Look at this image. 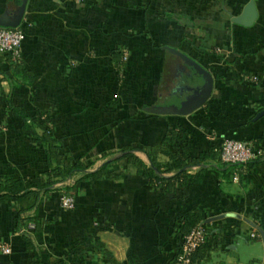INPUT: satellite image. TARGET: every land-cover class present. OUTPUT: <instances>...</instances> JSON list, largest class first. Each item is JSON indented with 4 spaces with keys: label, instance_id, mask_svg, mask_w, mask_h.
Returning <instances> with one entry per match:
<instances>
[{
    "label": "crops",
    "instance_id": "1",
    "mask_svg": "<svg viewBox=\"0 0 264 264\" xmlns=\"http://www.w3.org/2000/svg\"><path fill=\"white\" fill-rule=\"evenodd\" d=\"M248 1L25 0L18 62L32 80L15 87L10 102L27 114L34 107L46 112L63 151L89 164L85 171L126 145L156 144L170 129L182 134L190 157L213 155L227 137L251 143L261 155L232 171H223L216 154L208 157L200 180L180 191L151 186L124 159L112 164L111 177L76 174L57 182L71 187L72 209H62L51 191L20 213L36 217L29 232L35 257L24 249L14 205L0 202V247L9 249L0 252V264H169L181 237L178 218L189 210L199 212L208 245L193 264H264V114L253 120L264 108V0H252L250 26L230 20ZM14 12L0 0V18ZM166 13L183 14L190 24ZM173 51L212 77L207 100L186 115L155 112L176 106L169 93L183 101L202 88L186 86L191 70ZM169 60L183 68L162 86ZM0 86V174H38L45 169L42 150L6 110L8 86ZM134 154L148 165L143 152ZM156 160L167 157L157 153Z\"/></svg>",
    "mask_w": 264,
    "mask_h": 264
},
{
    "label": "trees",
    "instance_id": "2",
    "mask_svg": "<svg viewBox=\"0 0 264 264\" xmlns=\"http://www.w3.org/2000/svg\"><path fill=\"white\" fill-rule=\"evenodd\" d=\"M8 2H10L12 8L15 10L19 5L20 0H8ZM165 18L175 23H179L182 26L190 24L188 17L183 14L166 13ZM119 58L120 51H118V49L112 50L111 59L117 67H119L117 63ZM0 60L6 63V69H0V83L5 81L8 86L7 93H4L5 108L11 115L18 119L21 131L31 137L34 144L42 150L45 165L43 171L31 176L25 175L11 177L0 174V202H9L14 205V211L16 214L15 225L16 228H22L20 237L23 240L24 249L32 251L34 257L36 254L29 238V232H32L35 229L36 217H20V213L32 208L36 204L38 198L41 196H47L51 191H57L59 195H70L71 187L62 186L57 188L54 186L55 183L70 178L76 174H79V179L111 177L112 164L119 159H124L127 164L134 168L135 174L146 179L151 186L159 187L163 192L180 191L187 185L200 180V173L203 170L201 164H203L208 157L215 156L216 154L217 161L220 162L218 159V149L213 155L207 152H200L196 156L190 157L184 146L182 134L170 129L156 144L150 146L126 145L117 151L115 157L105 160L94 171H85L89 167V164H84L79 157L73 158L69 153L63 151L60 137L54 134V128L50 124L46 112L34 107L32 113L27 114L23 106L13 105L10 102L11 91L17 86L29 85L32 80V74L29 70L24 68L18 60L12 59L8 53H0ZM186 66L191 70V80H193H190V83L186 82V86L192 88L199 87L203 84L201 76L195 73L191 67L188 65ZM0 90H2L1 86ZM175 96L176 93H169V98H176L175 105L177 106L180 103V99ZM134 151L143 152L147 157L148 165L143 163L134 154ZM157 153L166 156L167 160L163 163L158 162L156 160ZM256 160L257 158L250 160L245 164L227 165L222 164L221 162L220 164L224 167L223 171H232L235 167L240 165H252L257 162ZM192 166H199L198 171L194 174L188 172V169ZM167 173L171 174L168 176L164 175ZM200 221L201 218L197 210L185 211L178 218L177 230L182 236L193 226L197 224L202 226ZM29 222L33 224L32 229H26V224ZM206 240L207 234L204 242L192 253L190 257L192 263H194L203 249H207L208 245ZM175 253L176 252L173 251L169 264H172L175 258Z\"/></svg>",
    "mask_w": 264,
    "mask_h": 264
},
{
    "label": "built area",
    "instance_id": "3",
    "mask_svg": "<svg viewBox=\"0 0 264 264\" xmlns=\"http://www.w3.org/2000/svg\"><path fill=\"white\" fill-rule=\"evenodd\" d=\"M23 39L22 30L19 28L0 27V53H8L12 59L20 58V47ZM261 155L251 143L246 141L225 138L218 148V159L222 164H245ZM235 178V175H233ZM59 206L69 210L73 208L74 201L70 195L61 194L58 197ZM33 224L27 223L26 229H32ZM206 232L199 224L193 226L187 233L180 237V242L175 249V258L172 264H193L190 257L194 250L199 247L205 239ZM1 253H8L7 247H0Z\"/></svg>",
    "mask_w": 264,
    "mask_h": 264
},
{
    "label": "water",
    "instance_id": "4",
    "mask_svg": "<svg viewBox=\"0 0 264 264\" xmlns=\"http://www.w3.org/2000/svg\"><path fill=\"white\" fill-rule=\"evenodd\" d=\"M24 3L25 0H20V3L16 7L15 12L12 15L11 19L0 18V27H5V28L17 27L23 14ZM255 18H256V10L254 7V3L252 0H249L242 7L240 13L236 16H232L230 20L235 24L247 27L253 23ZM173 53L186 65L191 67L195 73L201 76V78L203 79L202 88L198 94L188 97L183 101H180V103L177 106L175 107L169 105L161 106L158 109H156L155 112L186 115L192 112L193 110L199 108L200 106H202L204 102L207 100L212 88V77L206 69L201 67L198 63L188 58L184 54L177 51H173ZM263 114H264V108L256 112V114L253 116V120L257 119L259 116Z\"/></svg>",
    "mask_w": 264,
    "mask_h": 264
},
{
    "label": "rangeland",
    "instance_id": "5",
    "mask_svg": "<svg viewBox=\"0 0 264 264\" xmlns=\"http://www.w3.org/2000/svg\"><path fill=\"white\" fill-rule=\"evenodd\" d=\"M123 53L125 55L126 51L123 50ZM177 62V63H176ZM182 64L178 61L169 60L166 62V68L163 77L165 79L162 81V86H167L169 84V81L174 80L182 70Z\"/></svg>",
    "mask_w": 264,
    "mask_h": 264
}]
</instances>
